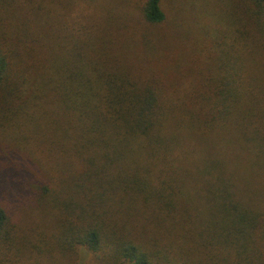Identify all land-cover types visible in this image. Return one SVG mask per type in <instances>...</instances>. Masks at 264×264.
Segmentation results:
<instances>
[{"label":"trees","instance_id":"1","mask_svg":"<svg viewBox=\"0 0 264 264\" xmlns=\"http://www.w3.org/2000/svg\"><path fill=\"white\" fill-rule=\"evenodd\" d=\"M165 1H143L146 22L165 23ZM68 3L0 0V125L37 141L64 190L42 186L61 209L49 250L101 264H264V0L238 4V34L182 96L161 60L74 14L66 24ZM28 242L0 203V264H23Z\"/></svg>","mask_w":264,"mask_h":264},{"label":"rangeland","instance_id":"2","mask_svg":"<svg viewBox=\"0 0 264 264\" xmlns=\"http://www.w3.org/2000/svg\"><path fill=\"white\" fill-rule=\"evenodd\" d=\"M71 1L73 5L68 3L63 10L65 20L68 17L66 24L74 14L76 27L90 21L100 26L101 34H114L117 39L126 40L131 48L142 52L141 57L161 60L164 67H160V73L176 96L199 88L198 83L212 76L219 42L226 38L225 34L230 37L238 34L241 26L237 12L242 0H166L167 20L158 25L144 19L141 11L144 0ZM150 46L155 47L153 51H149ZM22 139L17 127L0 125V203L11 213L19 234L29 241L30 255L26 252L20 262L101 264L86 252L64 255L49 250L61 209L42 186L53 182L51 187L64 190L58 175H53L49 183L44 163L33 153L37 141ZM150 230L155 231L154 224Z\"/></svg>","mask_w":264,"mask_h":264}]
</instances>
